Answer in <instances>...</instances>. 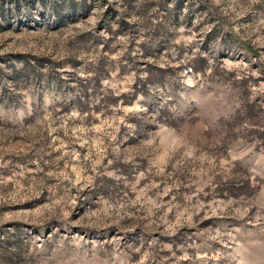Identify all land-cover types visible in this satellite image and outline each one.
<instances>
[{"label": "rangeland", "instance_id": "rangeland-1", "mask_svg": "<svg viewBox=\"0 0 264 264\" xmlns=\"http://www.w3.org/2000/svg\"><path fill=\"white\" fill-rule=\"evenodd\" d=\"M0 264H264V0H0Z\"/></svg>", "mask_w": 264, "mask_h": 264}]
</instances>
